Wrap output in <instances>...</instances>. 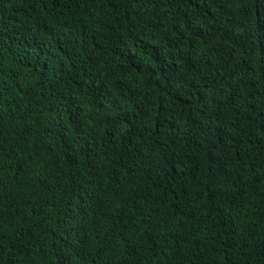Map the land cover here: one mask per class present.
Wrapping results in <instances>:
<instances>
[{
	"label": "trees",
	"instance_id": "16d2710c",
	"mask_svg": "<svg viewBox=\"0 0 264 264\" xmlns=\"http://www.w3.org/2000/svg\"><path fill=\"white\" fill-rule=\"evenodd\" d=\"M0 264H264V0H0Z\"/></svg>",
	"mask_w": 264,
	"mask_h": 264
}]
</instances>
